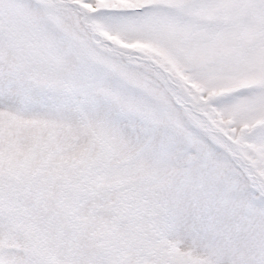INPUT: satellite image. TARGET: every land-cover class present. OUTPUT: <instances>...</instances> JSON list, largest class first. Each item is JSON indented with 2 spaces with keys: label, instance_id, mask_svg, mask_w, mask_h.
Segmentation results:
<instances>
[{
  "label": "snow or ice",
  "instance_id": "snow-or-ice-1",
  "mask_svg": "<svg viewBox=\"0 0 264 264\" xmlns=\"http://www.w3.org/2000/svg\"><path fill=\"white\" fill-rule=\"evenodd\" d=\"M0 264H264V0H0Z\"/></svg>",
  "mask_w": 264,
  "mask_h": 264
}]
</instances>
